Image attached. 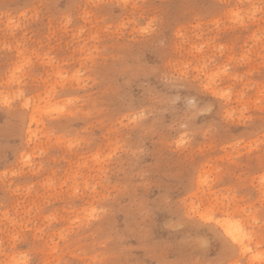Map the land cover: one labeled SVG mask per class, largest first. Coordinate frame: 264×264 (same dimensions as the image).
<instances>
[{
    "label": "rangeland",
    "instance_id": "obj_1",
    "mask_svg": "<svg viewBox=\"0 0 264 264\" xmlns=\"http://www.w3.org/2000/svg\"><path fill=\"white\" fill-rule=\"evenodd\" d=\"M145 260L264 264V0H0V264Z\"/></svg>",
    "mask_w": 264,
    "mask_h": 264
},
{
    "label": "bare ground",
    "instance_id": "obj_2",
    "mask_svg": "<svg viewBox=\"0 0 264 264\" xmlns=\"http://www.w3.org/2000/svg\"><path fill=\"white\" fill-rule=\"evenodd\" d=\"M219 227L221 228L223 234L230 239L233 243L241 246L243 253L248 251L247 245L245 243V237L239 233L238 227L230 223L228 220L219 221Z\"/></svg>",
    "mask_w": 264,
    "mask_h": 264
},
{
    "label": "snow or ice",
    "instance_id": "obj_3",
    "mask_svg": "<svg viewBox=\"0 0 264 264\" xmlns=\"http://www.w3.org/2000/svg\"><path fill=\"white\" fill-rule=\"evenodd\" d=\"M145 31H148V29H145ZM204 182H206V181H204ZM78 191V190H77ZM101 211H104V209H101ZM90 218H96V209L95 208H93L92 209V212H91V214H90ZM204 218H206V219H211L212 218V216L211 215H207L206 217H204ZM218 222V221H217ZM219 223V222H218ZM63 238V237H62ZM87 264H93V262L92 261H88L87 262ZM111 264H120V262H116V261H114V262H111Z\"/></svg>",
    "mask_w": 264,
    "mask_h": 264
},
{
    "label": "clouds",
    "instance_id": "obj_4",
    "mask_svg": "<svg viewBox=\"0 0 264 264\" xmlns=\"http://www.w3.org/2000/svg\"><path fill=\"white\" fill-rule=\"evenodd\" d=\"M116 262H120V264H123V262L121 261H116ZM140 264H149V261L145 260V261L140 262ZM155 264H157V262H155ZM158 264H169V262L165 260H161L158 262Z\"/></svg>",
    "mask_w": 264,
    "mask_h": 264
}]
</instances>
